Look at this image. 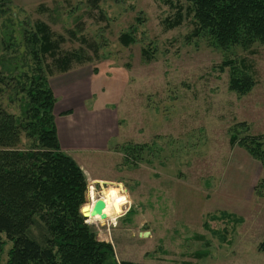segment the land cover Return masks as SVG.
Listing matches in <instances>:
<instances>
[{
    "label": "rangeland",
    "instance_id": "rangeland-1",
    "mask_svg": "<svg viewBox=\"0 0 264 264\" xmlns=\"http://www.w3.org/2000/svg\"><path fill=\"white\" fill-rule=\"evenodd\" d=\"M187 6L186 0H0V70H29L22 33L41 22L63 37L61 54L83 56L70 70L94 73L88 104L109 108L114 139L81 167L87 181L81 208L104 201L103 213L85 223L112 246L118 264H264L258 249L264 165L230 141L236 132L264 138V46H207L191 36ZM122 34L132 42L124 44ZM229 59L244 61L252 73L247 94L229 90L230 70H219ZM7 103L16 113L17 104ZM112 190L124 200L111 197Z\"/></svg>",
    "mask_w": 264,
    "mask_h": 264
},
{
    "label": "trees",
    "instance_id": "trees-1",
    "mask_svg": "<svg viewBox=\"0 0 264 264\" xmlns=\"http://www.w3.org/2000/svg\"><path fill=\"white\" fill-rule=\"evenodd\" d=\"M186 2L191 36L202 38L207 46L222 51L264 46V0ZM181 11L180 7L179 15ZM22 34L32 66L28 71L17 65L0 70V264H118L112 246L98 241L85 223L80 208L87 201L86 176L61 149L55 126L56 99L49 83L57 75L53 68L59 74L68 72L72 60L80 62L83 56L61 54L63 37L44 23ZM120 37L126 45L133 40L129 34ZM46 56L51 65L44 63ZM226 67L229 90L247 94L255 83L244 61L225 60L219 70ZM6 100L8 106L17 104L16 113L7 109ZM230 141L264 165L263 136L239 138L236 132ZM258 249L264 251V241Z\"/></svg>",
    "mask_w": 264,
    "mask_h": 264
},
{
    "label": "crops",
    "instance_id": "crops-1",
    "mask_svg": "<svg viewBox=\"0 0 264 264\" xmlns=\"http://www.w3.org/2000/svg\"><path fill=\"white\" fill-rule=\"evenodd\" d=\"M93 79L94 73L85 68L72 69L49 79L56 99L53 114L60 147L84 171V164H90L93 155L105 153L114 139L109 108L105 103L100 107L88 104L93 98Z\"/></svg>",
    "mask_w": 264,
    "mask_h": 264
},
{
    "label": "water",
    "instance_id": "water-1",
    "mask_svg": "<svg viewBox=\"0 0 264 264\" xmlns=\"http://www.w3.org/2000/svg\"><path fill=\"white\" fill-rule=\"evenodd\" d=\"M104 207H105L104 201L101 198H99L94 201L90 211L83 210V207H82L80 212L83 215V217H85L86 219H89V217H94V216L99 215L101 211L104 209ZM101 218L104 219L106 217H101Z\"/></svg>",
    "mask_w": 264,
    "mask_h": 264
},
{
    "label": "clouds",
    "instance_id": "clouds-1",
    "mask_svg": "<svg viewBox=\"0 0 264 264\" xmlns=\"http://www.w3.org/2000/svg\"><path fill=\"white\" fill-rule=\"evenodd\" d=\"M109 195L113 198H116L118 202H121L124 200V197H117L116 190H112Z\"/></svg>",
    "mask_w": 264,
    "mask_h": 264
},
{
    "label": "bare ground",
    "instance_id": "bare-ground-1",
    "mask_svg": "<svg viewBox=\"0 0 264 264\" xmlns=\"http://www.w3.org/2000/svg\"><path fill=\"white\" fill-rule=\"evenodd\" d=\"M91 207H92V206H86V207H83V210L90 211ZM102 213H103V210L101 211V213H100V214H102ZM100 214H99V215H100ZM97 216H98V215H97ZM97 216H94V217H89V219H90V218H95V217H97Z\"/></svg>",
    "mask_w": 264,
    "mask_h": 264
}]
</instances>
